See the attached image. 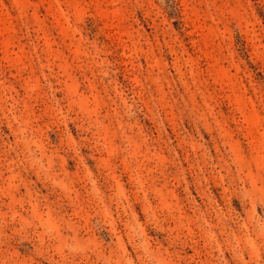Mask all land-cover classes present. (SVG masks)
I'll use <instances>...</instances> for the list:
<instances>
[{"label": "rangeland", "instance_id": "rangeland-1", "mask_svg": "<svg viewBox=\"0 0 264 264\" xmlns=\"http://www.w3.org/2000/svg\"><path fill=\"white\" fill-rule=\"evenodd\" d=\"M0 264H264V0H0Z\"/></svg>", "mask_w": 264, "mask_h": 264}]
</instances>
